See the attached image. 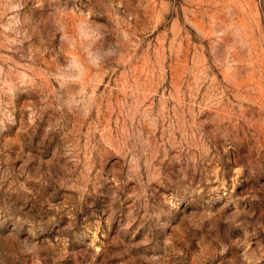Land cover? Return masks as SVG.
Here are the masks:
<instances>
[{
	"label": "rangeland",
	"instance_id": "374dc122",
	"mask_svg": "<svg viewBox=\"0 0 264 264\" xmlns=\"http://www.w3.org/2000/svg\"><path fill=\"white\" fill-rule=\"evenodd\" d=\"M0 264H264V0H0Z\"/></svg>",
	"mask_w": 264,
	"mask_h": 264
}]
</instances>
